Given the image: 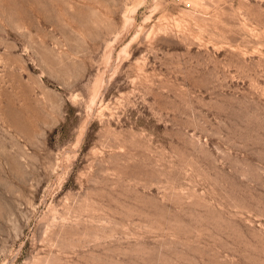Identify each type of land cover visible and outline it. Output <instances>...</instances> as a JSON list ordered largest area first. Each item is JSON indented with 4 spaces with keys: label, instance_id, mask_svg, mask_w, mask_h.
<instances>
[{
    "label": "rangeland",
    "instance_id": "374dc122",
    "mask_svg": "<svg viewBox=\"0 0 264 264\" xmlns=\"http://www.w3.org/2000/svg\"><path fill=\"white\" fill-rule=\"evenodd\" d=\"M0 264H264V0H0Z\"/></svg>",
    "mask_w": 264,
    "mask_h": 264
}]
</instances>
